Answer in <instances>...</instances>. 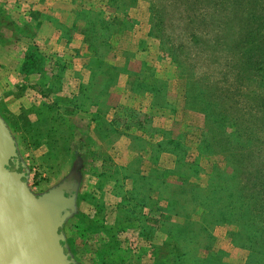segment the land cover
I'll return each mask as SVG.
<instances>
[{"label":"rangeland","instance_id":"374dc122","mask_svg":"<svg viewBox=\"0 0 264 264\" xmlns=\"http://www.w3.org/2000/svg\"><path fill=\"white\" fill-rule=\"evenodd\" d=\"M124 1H65L71 17L42 45L28 2L0 0V115L30 189L44 195L79 175L64 228L79 264H264V202L227 196L237 157L212 136L205 148L204 115L185 94L211 86L256 127L264 89L241 76L242 46L250 31L264 38V1Z\"/></svg>","mask_w":264,"mask_h":264},{"label":"water","instance_id":"95a60500","mask_svg":"<svg viewBox=\"0 0 264 264\" xmlns=\"http://www.w3.org/2000/svg\"><path fill=\"white\" fill-rule=\"evenodd\" d=\"M0 115V264H79L64 228L77 214L78 174L44 195Z\"/></svg>","mask_w":264,"mask_h":264},{"label":"trees","instance_id":"16d2710c","mask_svg":"<svg viewBox=\"0 0 264 264\" xmlns=\"http://www.w3.org/2000/svg\"><path fill=\"white\" fill-rule=\"evenodd\" d=\"M113 3L125 4L124 0H111ZM264 1V0H263ZM153 4V3H152ZM119 7V5H117ZM153 6V5H152ZM154 7H152V17ZM125 14V13H124ZM124 20V15H122ZM129 20V18H128ZM131 20V19H130ZM154 22V27L156 30H161L164 26V22L159 18L158 23L152 19ZM99 23V22H96ZM153 24V23H152ZM164 29V27H163ZM253 35V31H250L249 34ZM247 39L242 46L246 58L244 59V68L242 71L245 72L241 76H244L246 80H252L256 83V86L260 89H264V38L258 37L257 34ZM198 36V35H195ZM99 47V45H98ZM173 49V47L171 48ZM243 53V52H242ZM30 65H26V68H29ZM251 75V78L245 75ZM254 76V77H252ZM187 82H191L192 78L188 77ZM201 84V83H199ZM213 87L201 85L196 86V90L190 95L187 91L186 94V103L190 108L200 111L204 115L205 119V128H204V143L205 148L210 150V146L214 144L211 140H208L206 137L212 136L213 139H217L216 143L218 146L226 148V151L234 152V156L237 157V162L235 163V175L233 176L236 180V184H233V193H228L227 196L230 198L236 196L240 201L251 203V201H257V198H261L262 203L264 202V115H256V118L263 122L255 125L246 124L237 112L230 111L229 107L225 104V97L219 96L213 92ZM158 92L162 93V89H158ZM219 97V99L217 98ZM128 117L135 115H144V117H149L147 113L143 111H136L135 109H128L126 111ZM261 115V114H260ZM117 118L121 119L122 116L116 115L113 123L118 121ZM127 118V117H126ZM123 119V118H122ZM142 126L144 122H140ZM219 134L222 137L215 138L214 135ZM173 143V139L167 141V143ZM160 146V145H159ZM183 152V150H182ZM185 155V154H183ZM178 162V161H177ZM179 163H186L183 160H179ZM186 166V164H184ZM189 169H192L189 168ZM196 169L192 173H199ZM236 171H238L236 175ZM224 171L221 170L216 175L217 179H223ZM258 216L259 221L264 224V207L263 211L260 212ZM147 222L154 221L160 222L158 219L146 218ZM260 231V237L264 240V225L261 227V224L257 228Z\"/></svg>","mask_w":264,"mask_h":264},{"label":"crops","instance_id":"0c3cea01","mask_svg":"<svg viewBox=\"0 0 264 264\" xmlns=\"http://www.w3.org/2000/svg\"><path fill=\"white\" fill-rule=\"evenodd\" d=\"M12 1H17L18 2V0H12ZM20 1L28 2L27 3V5L29 6L28 9H29V11H32L31 14L33 16L35 14L36 15L39 14L41 16V18H42L41 19L42 26L40 27L41 32L38 33L39 37L36 40H38V43H41L42 45L43 44L44 45H49L50 37L55 33V32H52V31L59 24L57 22H60V21L65 22L66 21V19H63L64 18L63 17V15H64L63 13L67 12L66 15H69L70 17H71V14H72V10L71 9L73 8V6H71V4H70V7H68V8H70L69 10H68V8H66L68 11L67 10L64 11V10L60 9V6L62 4L65 5V3H66L65 1H67V0H47V1L45 0L46 2L44 0H28V1L27 0H20ZM3 4H4V6H6L8 3L4 2ZM67 4L68 3H66V6H68ZM15 9H17V7H15ZM49 13H52V14L54 13L55 16H57L60 19H58V21L56 20V21L50 22V20L48 18V14ZM23 52H24V50H22L20 52V54H24ZM10 70L12 71L14 69H10ZM38 80L39 79L37 78L35 81H33V83H37Z\"/></svg>","mask_w":264,"mask_h":264}]
</instances>
